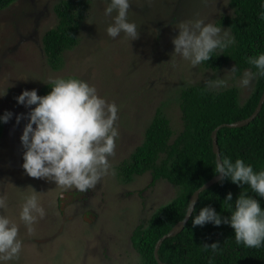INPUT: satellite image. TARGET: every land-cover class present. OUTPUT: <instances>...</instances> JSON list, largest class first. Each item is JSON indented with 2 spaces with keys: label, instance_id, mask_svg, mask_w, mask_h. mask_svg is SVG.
<instances>
[{
  "label": "rangeland",
  "instance_id": "obj_1",
  "mask_svg": "<svg viewBox=\"0 0 264 264\" xmlns=\"http://www.w3.org/2000/svg\"><path fill=\"white\" fill-rule=\"evenodd\" d=\"M56 1L16 0L0 10V114L13 113L5 123L0 140V196L7 197L8 205L6 210L0 209V214L7 215L19 226V238L23 242L19 259L0 261V264H139L138 253L132 245L133 230L154 210L175 198L177 190L164 179L151 185V172L123 184L118 178V167L141 144L148 120L161 105L171 116L172 124L177 128L178 119L182 127L180 107L170 110L167 95L180 85L212 79L213 72L200 67L202 63L193 67L190 61L173 52L168 53V59L153 64L154 49L157 44L162 50L174 46L169 43L178 35L180 23L204 19L215 24L231 12L229 0H214L207 7L201 0H151L150 3L130 0L128 20L139 31V38L135 40L124 33L109 37L106 29L112 17L105 16L104 11L110 0H94L93 14L88 20V40L68 52L66 66L62 71L59 69L60 75L76 74L94 85L102 98L118 106L116 124L121 135L116 139L115 155L110 157L114 175L104 177L96 190H92L91 201H99L89 207L97 214L92 222L82 218L79 212L75 215L73 202L70 203L73 205L64 202V209H59L56 194H52L49 186L57 192L63 188L46 179L28 176L22 167L25 149L22 146L18 150L17 146L22 143L21 136L29 122L27 114L35 105L26 107L16 97L25 89L38 92L43 81L59 75L48 64L42 42L44 34L58 23L54 11ZM221 29L223 34L226 28ZM173 59L178 64L187 63L184 68L172 70L168 60ZM229 70L230 67H225L223 72L229 74ZM239 78L230 81L231 74L229 81L240 87ZM253 82L250 87L241 88L242 99L251 93ZM112 91L122 92L129 100L124 102V96ZM22 113L24 118L17 124L16 117ZM33 192L38 195L46 215L33 225L34 232L29 234L20 220V212L24 198Z\"/></svg>",
  "mask_w": 264,
  "mask_h": 264
},
{
  "label": "trees",
  "instance_id": "obj_2",
  "mask_svg": "<svg viewBox=\"0 0 264 264\" xmlns=\"http://www.w3.org/2000/svg\"><path fill=\"white\" fill-rule=\"evenodd\" d=\"M15 1L0 0V10ZM93 3L94 0H61L54 6L58 23L44 34L42 42L48 64L54 71L59 72L56 78L80 79L76 74L60 75V70L66 66L68 52L88 40V20L93 14ZM228 5L231 12L216 20L215 25L225 26L234 37L235 43L223 53L219 49L215 50L211 54L212 58L202 62L200 66L213 70L212 79H227L228 87L206 91L205 81H198L173 88L167 95L166 99H170L167 106L170 110L180 107L182 127H179L178 119L177 128L172 124L171 116L160 104L148 120L143 141L132 151L129 160L123 161L118 167V178L123 184L134 182L136 176L151 172V185L164 179L177 190L175 198L154 210L133 230L132 245L138 253L139 264H158L154 255L158 239L185 217L191 195L217 175L211 136L213 130L224 123L249 117L264 91V77L254 79L253 89L245 99L241 97V87L233 83L245 70L257 71L248 63V57L264 53V20L259 17V13L264 11V0H229ZM164 43H168L167 40ZM171 44L172 41L169 45ZM174 48L172 45L162 50L157 44L152 63L168 59V53H174ZM171 61L168 60L170 64ZM186 63L181 61L180 64L176 63V67L171 66V69L179 70ZM153 64L152 67L160 71ZM234 65L238 71L230 83L231 73L225 74L223 69L230 67L231 70ZM50 81H43L38 95L43 96L51 91ZM128 100L124 96V102ZM4 127L5 123L0 120V140ZM217 138L221 157H228L233 162L243 159L246 164L253 166L254 171L264 170V104L254 120L248 124L239 127L222 125L217 131ZM229 192L233 194L231 202L225 200ZM241 192L259 200L264 210V198L253 192L250 186L241 187L230 178L223 182L218 181L200 193L195 211L183 230L163 241L159 250L161 260L171 264H209L211 258L212 264H264V246L247 248L243 244L238 245L234 229L230 225L215 226L208 223L193 227L192 224L195 215L206 206L213 207L222 216H230ZM217 241L223 249L222 254L214 255L211 249L203 250V244L210 245Z\"/></svg>",
  "mask_w": 264,
  "mask_h": 264
},
{
  "label": "clouds",
  "instance_id": "obj_3",
  "mask_svg": "<svg viewBox=\"0 0 264 264\" xmlns=\"http://www.w3.org/2000/svg\"><path fill=\"white\" fill-rule=\"evenodd\" d=\"M201 2L207 7L214 0ZM130 7V0H110L104 11L105 16L112 17V23L106 29L109 37L116 38L124 33L131 40L139 38L137 25L128 20ZM259 17L264 20V11L259 13ZM177 29L178 35L172 40L174 54L190 61L193 67L209 61L215 50L219 49L223 53L235 43L228 31L224 30L222 34L221 27L211 22L206 23L204 19L180 23ZM247 61L257 71L248 69L243 72L238 80L241 88H248L255 78L264 77V53L248 57ZM171 62L176 67L175 60ZM237 71L234 65L229 72L234 77ZM204 83L206 91L228 87V80L223 78L208 79ZM50 84L51 91L46 95H38L36 89H25L16 97L17 102L26 107L36 105L27 114L29 122L21 136L25 149L22 167L28 176L46 179L60 188H74L80 193L96 190L104 177L114 175L110 157L115 155L116 139L119 136L116 124L118 106L115 102L110 103L102 98L94 85L75 77L52 79ZM12 115L11 111H7L0 120L7 123ZM22 118L23 113L16 117V123L19 124ZM215 173L221 182L230 178L241 187L250 186L253 192L264 198V170L254 171L253 166L246 164L243 159L233 162L228 157L218 156ZM225 200L231 202L233 194L229 192ZM93 203L98 204L99 201ZM195 205L196 200L192 199L182 223L192 217ZM7 207V197L0 196V209L6 210ZM45 215L36 192L24 198L20 220L29 234L34 232L33 225ZM208 223L215 226L230 225L234 229L238 245L243 244L247 248L264 246V210L259 200L244 192L235 200L230 216H222L213 207L206 206L192 219L193 227ZM220 245L217 241L210 245L205 243L202 247L204 251L211 249L215 255L222 254ZM22 248L19 226L7 215L0 214V261L19 259ZM209 264H212L211 258Z\"/></svg>",
  "mask_w": 264,
  "mask_h": 264
},
{
  "label": "water",
  "instance_id": "obj_4",
  "mask_svg": "<svg viewBox=\"0 0 264 264\" xmlns=\"http://www.w3.org/2000/svg\"><path fill=\"white\" fill-rule=\"evenodd\" d=\"M263 104H264V91H263V93H262V95H261V97L259 99V102H258V105H257L256 109L254 110V112L249 117L244 118V119L237 120V121L232 122V123H224L222 125H228V126H231V127H239V126H243V125L248 124L249 122H251L252 120H254V118L258 115V113L261 111V109L263 107ZM222 125H220L217 128H215L213 130V132H212V135H211L212 136L213 152L216 155V160H217V157L218 156H221L220 146H219L218 138H217V131H218V129ZM218 181H220V180H219V176L217 174L214 177H212L210 180H208L207 182H205L200 188H198L191 195L189 202L192 199H194V200H196V204H197L200 193L202 191H204L205 189L209 188L210 186H212L213 184L217 183ZM185 216H186V214H185ZM184 218L181 219V220H179L168 233L164 234L161 238L158 239V241H157V243L155 245V249H154V255H155V258H156L158 264H171V263L164 262V261L161 260L160 254H159V250H160V247H161L163 241L166 238L173 237V236L177 235L179 232H181L183 230V228L187 224V222L190 219V217L187 219V222L186 223H182V221L184 220ZM89 222H92V220L89 219ZM43 240L45 241L47 239H42V241Z\"/></svg>",
  "mask_w": 264,
  "mask_h": 264
},
{
  "label": "flooded vegetation",
  "instance_id": "obj_5",
  "mask_svg": "<svg viewBox=\"0 0 264 264\" xmlns=\"http://www.w3.org/2000/svg\"><path fill=\"white\" fill-rule=\"evenodd\" d=\"M59 1V0H58ZM56 1V3L58 2ZM55 3V4H56ZM54 4V6H55ZM37 23V21H36ZM114 92V91H112ZM114 94H117V95H121V96H124L122 94V92H114ZM123 108V107H122ZM31 111V109L29 110V112ZM121 113V111H120ZM121 135V132H119V137ZM17 146H18V150L20 147H22V143H17ZM20 180V178L18 179ZM52 194H56V198H57V203L59 205V209L61 210V208L64 209V202H67V204H70L73 202V204H70V205H73V208L75 209V215L79 212L80 215H82V218L86 219L88 222H89V219L90 220H96L97 218V214H95L94 210L92 208H89L92 206V196L94 195L93 191L92 190H89L87 193H80L78 191H76L74 188L73 189H62L60 191L57 192V190H54L53 187L49 186ZM132 192H128V194H132ZM102 196V193L100 194ZM63 205V206H62ZM84 209H86L84 211ZM83 212H80L82 211ZM62 214L64 215V220H66V215L64 213V210L61 211ZM78 216V215H77Z\"/></svg>",
  "mask_w": 264,
  "mask_h": 264
}]
</instances>
